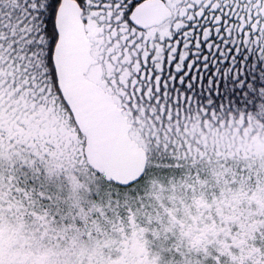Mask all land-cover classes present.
Instances as JSON below:
<instances>
[{"label": "snow or ice", "instance_id": "6c2138e0", "mask_svg": "<svg viewBox=\"0 0 264 264\" xmlns=\"http://www.w3.org/2000/svg\"><path fill=\"white\" fill-rule=\"evenodd\" d=\"M0 264H264V0H0Z\"/></svg>", "mask_w": 264, "mask_h": 264}]
</instances>
